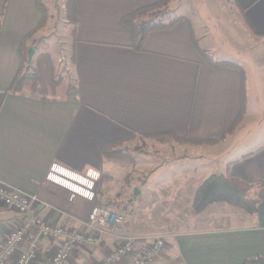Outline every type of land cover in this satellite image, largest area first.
I'll use <instances>...</instances> for the list:
<instances>
[{
  "label": "crops",
  "instance_id": "crops-1",
  "mask_svg": "<svg viewBox=\"0 0 264 264\" xmlns=\"http://www.w3.org/2000/svg\"><path fill=\"white\" fill-rule=\"evenodd\" d=\"M159 1L75 0L70 82L45 97L8 92L20 69V45L36 34L42 18L36 0L8 2L0 29V182L49 204L45 213L52 223L81 229L79 221L91 204L101 202L104 190L121 187L131 164L142 178L141 196L172 204L185 196L189 206L210 175L237 176L261 185L252 192L259 201L256 213L214 203L194 216L188 207L184 228L169 235L152 264L264 260V79L255 82L236 61L239 70L211 68L184 22L148 33L141 50L134 51L122 18ZM199 6L216 20L219 6H228L247 34L237 53L259 58L264 0H199ZM178 16L187 18L195 33L194 15ZM197 38L213 58L229 61L215 55L203 36ZM28 47L36 52L34 45ZM131 138L160 140L161 161L143 162L148 153H139L132 163L127 157L103 156V147L111 143L129 155L125 144ZM76 175L83 177L81 185L66 179ZM19 222L17 214L0 206V245ZM117 243L115 237H104L96 248L78 250L67 264H94ZM52 250L41 241L32 264H50Z\"/></svg>",
  "mask_w": 264,
  "mask_h": 264
},
{
  "label": "rangeland",
  "instance_id": "rangeland-1",
  "mask_svg": "<svg viewBox=\"0 0 264 264\" xmlns=\"http://www.w3.org/2000/svg\"><path fill=\"white\" fill-rule=\"evenodd\" d=\"M38 1L46 9L47 23L43 28L38 29L36 34L32 35L31 40L27 43V46L34 45L36 51L32 56L30 64L27 66L34 69V67L38 66L39 60H41L39 59L40 55L47 54L49 56L51 59L50 62L53 65V68H51L52 71L49 72L50 78L48 77V80L41 81L48 88L49 92V90L52 91L51 87L55 85V81L65 86L70 82L69 74H71L70 70L72 65L70 46L73 42V33L72 26L65 23L64 8L66 0ZM186 1L187 3H184L185 0H183L180 6H167L165 9L157 10L150 16L160 17L159 14H161L163 20L167 21L169 18L178 15H194L196 37L203 36V39L206 40L208 45L215 49V55H220V57H224L229 61L240 62L246 70H249V77L255 80V82L260 83L261 79H264V49H258L259 58L256 60L254 58L251 60V54L248 55L245 51H242V54L237 53L236 48L238 45H241L242 49L245 47V41L242 39L247 34L241 22L231 12H228L230 10L227 9L228 6L227 8L225 6H219L218 20H216L214 19L213 13L207 10L206 7L199 6V0ZM148 18L143 17L142 20ZM261 54H263L262 59L260 58ZM24 58L26 59V56ZM257 60L258 65L256 64ZM259 61H262L263 65ZM25 91H28V89ZM159 141L131 138L125 144L128 147L130 160L133 157V160L136 161V158L140 156L139 153H148L144 158L141 156L143 162L158 159L157 157L161 156L160 152H163L157 144ZM168 141L171 142L172 140L168 139ZM166 156L162 155V157ZM159 161L161 160L158 159L157 163ZM141 180L142 178L139 177L134 163V165H130L129 174L125 177L121 187H115L109 192L107 190L102 192L101 202H99L100 205L110 207L114 212L122 214L125 218V226L122 234L106 235L103 238L115 237L118 240L122 236L152 237L161 235L167 236L168 238L169 235H177L184 228L185 221L187 220L188 207H190L186 202V197L179 196L180 202L176 204L151 201V197L144 193L141 196V192H139L142 188ZM136 191L139 192L138 195H136ZM172 264L179 263L175 260Z\"/></svg>",
  "mask_w": 264,
  "mask_h": 264
},
{
  "label": "built area",
  "instance_id": "built-area-1",
  "mask_svg": "<svg viewBox=\"0 0 264 264\" xmlns=\"http://www.w3.org/2000/svg\"><path fill=\"white\" fill-rule=\"evenodd\" d=\"M81 185L83 177L66 178ZM0 206L20 217L0 245V264H32L40 254V242L53 246L50 264H67L78 250L96 248L103 236L122 234L125 218L108 207L93 202L79 221L81 229L52 223L46 210L49 204L38 196L19 192L0 182ZM167 236L118 238L117 245L94 264H152L166 247Z\"/></svg>",
  "mask_w": 264,
  "mask_h": 264
},
{
  "label": "trees",
  "instance_id": "trees-1",
  "mask_svg": "<svg viewBox=\"0 0 264 264\" xmlns=\"http://www.w3.org/2000/svg\"><path fill=\"white\" fill-rule=\"evenodd\" d=\"M10 0H0V29L1 22L4 17L5 9ZM172 0H160L159 2L151 5L140 8L133 12L132 14L125 16L122 18V23L127 26L131 33L132 44L131 48L134 51H140L144 40L148 33L159 30H168L174 27L176 24L180 22H184L187 24L189 28V34L191 41L199 53L200 57L211 67V68H219V67H227L231 69L239 70V66L231 61H219L213 58L209 53L204 51L199 46V39L196 37L194 30L190 21L182 16H175L169 18L167 21H164L159 14L160 17H152L150 16L155 11H159L161 9H165ZM37 7L41 12V22L39 23L37 30L43 28L47 23V12L46 9L41 6L38 0ZM65 20L66 23L72 26V32H74V28L76 26V2L75 0H66L65 2ZM159 13V12H157ZM143 17H149L146 20H142ZM33 33L27 35L21 45H20V58L21 65L17 76L13 80L8 92L17 94L24 90H27L32 94H38L40 97H45L48 92V88L41 83V81L48 77L50 78V71L53 68L51 64V59L49 56L40 55L39 56V64L34 69L29 68L27 65V50L29 47L27 46L28 41L31 39ZM26 56V59L24 58ZM47 72V74H46ZM54 82V81H53ZM55 85H52L51 90H57L61 84L60 82L55 81ZM51 85V84H50ZM49 87V85H48ZM50 91V90H49ZM46 93V94H45ZM168 140V139H167ZM173 141L177 142H190L194 144H201L199 141H190V140H177ZM115 143L108 144L103 147L102 154L103 156L110 159H121V158H129V155H124L121 149L116 148ZM131 162L133 161L130 160ZM260 184H250L247 181L231 175L225 174H213L207 177L196 189L191 205L190 212L191 215H199L204 212L210 205L214 203H224L234 209L240 210L246 214L253 215L257 211V207L259 205V201L252 197V192L255 188H260ZM242 264H264V260L260 257L250 258L245 260Z\"/></svg>",
  "mask_w": 264,
  "mask_h": 264
},
{
  "label": "water",
  "instance_id": "water-1",
  "mask_svg": "<svg viewBox=\"0 0 264 264\" xmlns=\"http://www.w3.org/2000/svg\"><path fill=\"white\" fill-rule=\"evenodd\" d=\"M33 54H34V50H33L32 48H29V49L27 50V63H28V64H30ZM138 193H139V192L136 191V195H138ZM136 195H135V196H136Z\"/></svg>",
  "mask_w": 264,
  "mask_h": 264
}]
</instances>
